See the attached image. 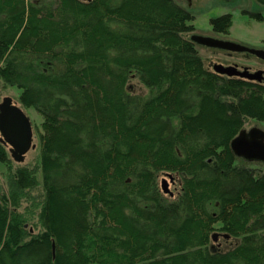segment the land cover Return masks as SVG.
Returning a JSON list of instances; mask_svg holds the SVG:
<instances>
[{
	"label": "trees",
	"instance_id": "1",
	"mask_svg": "<svg viewBox=\"0 0 264 264\" xmlns=\"http://www.w3.org/2000/svg\"><path fill=\"white\" fill-rule=\"evenodd\" d=\"M194 19L175 0H0V82L42 118L44 192L34 234L33 172L9 177L0 264H264V164L230 148L264 122V84L208 70Z\"/></svg>",
	"mask_w": 264,
	"mask_h": 264
},
{
	"label": "rangeland",
	"instance_id": "2",
	"mask_svg": "<svg viewBox=\"0 0 264 264\" xmlns=\"http://www.w3.org/2000/svg\"><path fill=\"white\" fill-rule=\"evenodd\" d=\"M28 1L32 2L34 0ZM175 1L195 17L192 23L195 28L193 34L224 41H232L251 49L264 50V21H259L254 17L256 14L264 16V5L259 4L255 0ZM225 14H230L232 16V25L228 35L213 31L210 24L211 19ZM186 37H189V35H186ZM196 47L208 70H212L211 66L213 64H221L223 66H232L236 64L240 68H248L251 72L259 69L264 70V61L251 54L219 51L202 45ZM129 86L131 87L130 90L133 95H148L146 94L147 89L140 84L136 78L130 80ZM19 94L20 91L17 88L5 86L0 82V103L4 98H9L12 103L19 107L29 118L32 125V144L34 145V148H31L26 153L22 162H18L12 157L10 148L5 146L8 161L6 163H0V192H9L8 179L18 169H27L33 172L35 184L26 190L28 196L26 199L24 198L22 200L19 210L25 212V216L29 218L24 226L27 230L36 234L42 229L38 223L37 214L40 210L39 204L44 196L39 165V134L41 133L40 127L42 118L33 109H26L20 104ZM251 128H258L264 131V122H258L250 118L245 119L244 129L249 130ZM238 164H241V162H238ZM252 167H254V165ZM256 168L259 167L256 166ZM166 175L167 174L165 173L160 174L158 177V185L161 188V180L166 178L169 183V190L175 194L179 190V183H172Z\"/></svg>",
	"mask_w": 264,
	"mask_h": 264
},
{
	"label": "water",
	"instance_id": "3",
	"mask_svg": "<svg viewBox=\"0 0 264 264\" xmlns=\"http://www.w3.org/2000/svg\"><path fill=\"white\" fill-rule=\"evenodd\" d=\"M192 40L203 46L231 52L248 53L264 60V50L251 49L232 41L198 35L192 36ZM212 69L220 75L238 76L249 81L264 83V75L261 70L250 72L248 68L238 70L237 65L223 66L221 64H214ZM32 138V125L29 118L9 98H4L0 103V141L10 148V153L16 161L22 162L26 153L34 148ZM230 148L237 158L264 164V131L258 128L242 129L231 140ZM166 176L173 182L170 174ZM161 188L164 193L173 195L169 190V183L166 178L161 180ZM224 237L228 238V235H224ZM212 238L213 241H216L218 234L215 233Z\"/></svg>",
	"mask_w": 264,
	"mask_h": 264
},
{
	"label": "flooded vegetation",
	"instance_id": "4",
	"mask_svg": "<svg viewBox=\"0 0 264 264\" xmlns=\"http://www.w3.org/2000/svg\"><path fill=\"white\" fill-rule=\"evenodd\" d=\"M212 49H214V50H216L217 48H212ZM217 50H219V51H227V50H222V49H217ZM229 52H231V51H229ZM238 53V52H237ZM252 56H254V55H252ZM255 57V56H254ZM259 59V58H258ZM260 60H262V59H260ZM262 61H264V60H262ZM234 65H236V64H234ZM237 68H238V70H242L243 68H240V67H238V65H237ZM260 70V69H259ZM256 71H258V70H256ZM261 71H263V75H264V70H261ZM250 72H251V70H250ZM252 72H255V71H252ZM236 77H238V76H236ZM250 82H255V81H250ZM260 84H262V83H260Z\"/></svg>",
	"mask_w": 264,
	"mask_h": 264
}]
</instances>
